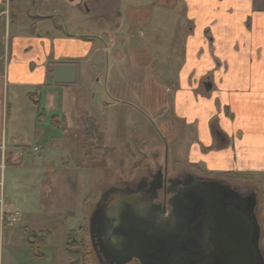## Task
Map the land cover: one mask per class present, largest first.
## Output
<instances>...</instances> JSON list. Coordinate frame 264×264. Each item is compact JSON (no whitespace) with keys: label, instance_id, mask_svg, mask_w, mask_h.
Wrapping results in <instances>:
<instances>
[{"label":"crops","instance_id":"0c3cea01","mask_svg":"<svg viewBox=\"0 0 264 264\" xmlns=\"http://www.w3.org/2000/svg\"><path fill=\"white\" fill-rule=\"evenodd\" d=\"M20 23H24V32H19ZM96 24L100 25L96 34L78 32L81 28L93 31ZM37 26L42 32H37ZM104 26L109 30H103ZM146 32L156 39L165 37L160 53L164 55L166 70L162 65V68L154 66L157 56L146 47L152 39L143 42L133 39L136 34L145 38ZM101 35L108 37V41H102ZM133 47H139L141 52L136 54L144 57V66H148L140 67L139 71L144 84L163 85V81L174 79L176 86L171 97L174 115L185 120L186 125L197 121L198 142L190 144L189 158L237 173L245 180L259 183L255 186L261 189L264 183V0L141 3L0 0V147L6 157L5 171L8 167V171H16L30 150L36 152L55 138H61L65 144L72 135L79 138L80 148H84L89 140L83 126L88 100L85 91L89 81H93L90 69L92 74L96 69H87V65L94 60L99 69L102 63L97 56L102 49H111L116 54L126 50L133 55L136 51ZM59 63L75 66L73 82L53 80V67ZM206 75L211 82L208 92L201 89ZM72 123L77 127L72 128ZM210 123L215 126L212 131ZM219 133L221 145L208 151L207 156L198 152L202 146L210 149L214 135ZM82 157L90 160L85 151ZM40 181L41 188H47L45 193L41 190L39 201L45 216L62 217L80 205L67 172L52 170L42 174ZM261 191L264 196V190ZM81 206L86 213L85 202ZM66 242L67 238L62 244L60 241L58 250L50 253L43 248L42 264L48 256L56 263L58 260L59 264H68ZM8 261L12 262L10 256Z\"/></svg>","mask_w":264,"mask_h":264},{"label":"rangeland","instance_id":"374dc122","mask_svg":"<svg viewBox=\"0 0 264 264\" xmlns=\"http://www.w3.org/2000/svg\"><path fill=\"white\" fill-rule=\"evenodd\" d=\"M145 1L124 0L125 3ZM23 24L19 32H24ZM96 25L93 31L90 28H81L78 32L96 34L100 29V25ZM102 28L109 30L106 26ZM36 29L37 32H42L40 26ZM142 32L145 33V30ZM101 38L104 42L108 41L106 36L101 35ZM133 39L136 42L152 39L146 47L148 46L157 56L156 64L153 65L156 68L165 69L162 61L164 55L160 53L161 47L165 45L164 36L156 39L146 32L145 38L136 34ZM94 40L98 42L97 38ZM100 46L104 47V44L100 42ZM138 48L133 47V50H136L133 53L134 56L126 50L116 54L111 49H102L97 56L99 63H102L99 69L96 67L97 64L94 65V60L87 65V69H96L93 74L90 69V78L93 77V81L90 80L87 90H83L88 93L83 126L89 139L84 148H80L79 138L72 135L65 144L61 142V138H55L42 144L36 152L30 150L27 159L26 157L23 159L22 166L16 171H8L9 167L6 169L5 177H3L4 211L7 214L17 212L18 215L12 224L7 223L6 220L0 224V264L1 260L2 264H42L44 260L42 249L45 248L48 253L53 249L58 250L59 242L61 241L60 244H62L70 231L69 246L81 252L82 264H99L90 244L88 229L93 206L101 193L110 187H123L127 182L133 185L149 170L154 172L159 165L164 167L165 163L170 177L187 172L193 175L209 176L221 179L231 187H236L240 193L248 186L252 187L257 197L255 213L260 227L258 247L264 253V196L261 191L264 190V183L261 184V189H258L255 185L260 184L255 181L245 180L242 176L223 171L215 164L211 165L212 168L205 161L193 162L194 160L189 158L190 144L198 142L195 138L197 121L186 125L185 120L176 118L174 115L171 102L176 86L174 79H169L167 83L163 81L164 84L160 88H153L155 92H158V100L164 101V103L157 102L155 105L159 107L165 104V108L159 113L155 111L149 103L151 97L154 98L151 88V97L147 98L143 93L146 83L144 84L142 78H139V71L140 67L146 69L148 66H144V57L136 54L141 52ZM151 69L154 71L153 67ZM166 98H169V103ZM39 109L43 110V102ZM61 118L60 114L59 120ZM162 122H164L163 127L159 126ZM210 124L209 128L212 131L215 126ZM96 126L99 131H104L102 132L103 140L90 139L87 130L95 129ZM76 127L72 126V128ZM75 131L77 135L78 131L76 129ZM79 137L82 139V135ZM220 138V133L214 135L212 147L210 149H205L204 146L199 147L198 152L207 156L208 151L212 152L211 149H216V145L222 144ZM29 145L31 149V143ZM84 151L88 158L94 157V159L84 160L82 157ZM33 157L38 158L31 159ZM52 170H63L68 173L69 184L74 187L75 198L77 203H80L76 209L69 210L64 216L58 218L45 216L39 208L41 190L43 193L47 190V188H41L40 176ZM81 202H85L86 213L85 209H80ZM80 228L82 229L79 230ZM32 234L43 237L44 242L36 244L38 241L30 236ZM18 239H22L24 243L19 242ZM29 240H34L35 243L30 244ZM9 256L11 263L8 261ZM45 264H59V261L57 260L56 263L48 256Z\"/></svg>","mask_w":264,"mask_h":264},{"label":"flooded vegetation","instance_id":"af4514ba","mask_svg":"<svg viewBox=\"0 0 264 264\" xmlns=\"http://www.w3.org/2000/svg\"><path fill=\"white\" fill-rule=\"evenodd\" d=\"M202 83V91L208 92L211 82L207 75ZM145 86L146 91L143 89L144 96L151 97V88L154 98L151 97L149 103L159 113L165 108V104L163 106L161 104L159 107L155 105L157 102L164 103V101L163 99L158 100V92H155L153 88H160L161 84L150 82ZM163 124L164 122L159 123V126L163 127ZM237 191L240 192L238 189ZM254 191L252 187L248 186L242 194L249 195ZM226 194V182L223 180L209 176L193 175L188 172L170 177L167 174L166 163L164 167L159 165L154 172L149 170L133 185L127 182L123 187L115 186L103 190L100 195L102 198L99 197L93 206V210L99 209L95 217L93 237L99 258L97 259L95 256L98 263L131 264L137 262L140 264L138 258L133 255L134 250H131V248L129 254L125 253L117 256L112 253V249L106 246L105 233L102 230L99 231V226L107 209H155L154 212L160 213L159 217L162 224L165 225L175 224L174 221L179 218L184 220L185 217H190L192 221L185 224L184 232H181L178 237L187 236V231L190 228L191 235L195 237L196 244H194L193 250L195 253L197 252V256H208V260L213 263L214 256L222 254L221 258L226 264ZM188 213L189 215H187ZM254 215L257 221L255 212ZM214 224L216 227L219 225L220 231L215 232L212 230ZM125 257L128 258L127 261H125ZM122 261L125 262L121 263Z\"/></svg>","mask_w":264,"mask_h":264},{"label":"water","instance_id":"95a60500","mask_svg":"<svg viewBox=\"0 0 264 264\" xmlns=\"http://www.w3.org/2000/svg\"><path fill=\"white\" fill-rule=\"evenodd\" d=\"M75 70L71 63H59L54 65L51 77L57 83H71L75 79ZM226 193V264H264V253L258 247L260 227L254 215L256 194H242L228 184ZM98 210L94 209L89 219L90 242L97 259L93 237ZM154 210H106L99 231L105 233L106 246L112 249L113 254L120 256L130 252L131 248L140 264H225L222 254L214 256L213 263L208 256H197L193 250L196 241L190 228L187 236L178 237L184 232L185 224L192 221L190 217L184 220L179 218L174 221L175 224L165 225L159 217L160 213ZM218 226L212 225V230L220 231ZM124 259L128 260L126 257Z\"/></svg>","mask_w":264,"mask_h":264},{"label":"trees","instance_id":"16d2710c","mask_svg":"<svg viewBox=\"0 0 264 264\" xmlns=\"http://www.w3.org/2000/svg\"><path fill=\"white\" fill-rule=\"evenodd\" d=\"M87 132H88V135L90 136L91 139H93L95 141H99V139L103 140V135L101 133H98L97 126H96L95 129L92 128V129H90V131L87 130ZM95 158H98V157H95ZM90 159H94V157H91ZM231 174H234L236 176L239 175V174L233 173V172ZM81 229L82 228H80L79 230H81ZM70 233H71V231L68 233L67 242H66V249H65V254H66V257H67V260H68V264H82V262H81L82 261L81 252L79 250L74 249V248H70V246H69L70 245V243H69ZM30 236H33L38 241L36 244H41V243L44 242L43 237H41L39 235L32 234ZM29 243L30 244L31 243H35V241L34 240L33 241L29 240Z\"/></svg>","mask_w":264,"mask_h":264},{"label":"built area","instance_id":"2783aa9c","mask_svg":"<svg viewBox=\"0 0 264 264\" xmlns=\"http://www.w3.org/2000/svg\"><path fill=\"white\" fill-rule=\"evenodd\" d=\"M33 149L36 150L35 147ZM5 168H6V157L4 155L3 147H0V222L6 220L7 223L12 224L13 222L16 221V217L18 213L14 212L13 214H7L4 211L3 177H4Z\"/></svg>","mask_w":264,"mask_h":264}]
</instances>
